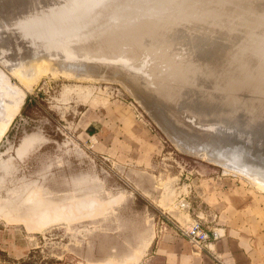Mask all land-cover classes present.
<instances>
[{"label":"rangeland","instance_id":"1","mask_svg":"<svg viewBox=\"0 0 264 264\" xmlns=\"http://www.w3.org/2000/svg\"><path fill=\"white\" fill-rule=\"evenodd\" d=\"M32 1L35 0H0V80L10 86L18 87L23 93L18 110L5 132L0 136V264H115L117 257L114 255L123 249H128L137 240L138 223L155 220L163 221L174 229L175 224L186 226L173 218L168 211L155 209L157 207L155 196L160 195L162 191H175L179 192L177 195H185L186 198H182V200L195 215L189 224L199 222L205 230V226L216 222L226 226L228 223L240 221L248 214L247 209L250 206L264 207V177H262L264 176V163L257 159L245 161L243 159L245 156L241 155L245 150L241 148H245V145L248 146L246 150L249 148L253 153L259 152L260 148L261 151H264V130L257 128L256 121L259 122V120H257V116L254 117L255 108L245 109L238 99L233 103L232 96L229 95H233L235 92L225 89V92L222 91L224 94L218 96L219 99L217 97L209 98V92L214 90L212 91L199 81L200 83L197 82V84L200 86H198L199 90H197L196 96L198 99L196 97L195 100L183 99L181 85L173 77H164L163 72L167 64L155 68L146 63V60H142L145 56L138 57L136 59L138 63L131 58L128 65H131L132 69H128L129 66L124 65L132 74L135 70L134 74L145 79V87L137 86L138 91H141L138 92L133 86L134 82L126 80L123 82L117 74L115 75L113 66L124 59L123 55L120 53L119 55L118 52L114 56L115 59L110 56L112 61H116V58L119 57L116 62H109V57H103L101 61L100 57L98 61L95 57L94 61V57L84 56L88 65L96 62L101 64H99V68H95L96 72L95 70L92 72L90 69L84 70L85 75L83 70L81 73V70L72 65H64L66 63L57 66V68L63 67L62 71L54 68L56 65L48 68L49 64H44L42 70L46 65L48 69L57 70H53L54 73L52 70L44 69L39 76L35 75L31 81L32 84L26 86L27 88L26 84L24 85V82L14 72L17 68L16 65H23L22 61L25 56L31 58L36 55L43 50L46 43L50 42V49L54 50L59 41L77 44L80 37L90 36L93 40L89 41L91 38H86L84 45L90 44L89 46L93 49L94 44L104 42L105 37L102 39V36L97 33L104 29L103 26L108 23L118 25L133 23L129 24V28L130 26L133 28L129 30L133 33L137 31L134 28L137 23L140 25L147 21L146 25L149 26L143 23L141 25L144 28H142L140 25L142 30L139 32V37H129L124 41L117 40L114 43V48L134 40L145 39L146 35L151 32L150 30H153L150 33L151 36L159 34L161 38L177 33L189 37V41L183 39L190 44L193 41L191 45L196 48L195 52L207 48L211 51L212 47L214 52L217 49L219 51L217 57H209L208 62L211 64L207 63L210 65L209 68L208 65L205 67L207 71L202 70V78L210 77L209 79L212 80L205 79L204 81H210L209 85H211L214 83L213 80L220 79L217 72H219V64L220 67L222 66L223 59V62L234 63L233 61L236 60L239 62L240 58L245 60L244 56L257 50L264 51V0H243L242 2L241 0H76L77 2L73 3L77 4L76 7L72 4L73 6L69 5L67 10L66 8H63L64 11L61 10L62 13L66 12L65 15H68V19L71 18L68 21L75 20L74 26L68 25V22L61 23V18L67 19L64 17L65 15H61L60 19L59 14L57 16L52 14L51 17L50 14L45 15V13L38 14V16L31 15L29 13L31 6L29 5ZM53 1L62 4L60 6L71 2V0ZM94 1L95 3H93ZM92 3L95 6H92ZM70 12L71 14H69ZM225 12H228L227 15ZM62 13L60 12V14ZM77 15V20L80 18L79 21L76 20ZM126 15H128V19ZM84 16H87L86 19ZM98 17H102L103 21ZM223 19L225 20L223 21ZM202 23L207 24L205 28ZM151 24L153 26L150 27ZM209 24L213 30L211 28L206 30ZM222 26L226 30L222 29ZM34 27L39 28L41 34H45L46 37L41 40L32 35L30 30ZM124 27L127 30L128 25ZM147 28L148 30H146ZM202 30L210 33L209 36L202 34L205 35L204 38L201 34L198 35ZM220 31H222V35L225 31H227L225 34L231 35L224 40L221 46L219 43L217 45L215 35ZM200 36H202L201 39ZM207 40L209 46H212L211 48L207 45ZM203 42L206 43V47L208 46L206 49L203 48ZM198 43L203 45L200 47ZM212 43L216 45H211ZM238 46L242 47L238 48ZM228 47H231L233 52ZM227 49L233 57H230L229 53L227 56L225 55ZM223 50L225 54L221 53ZM236 51L240 55L235 54ZM241 53L243 54L241 55ZM220 54H223L225 58ZM236 55H239L240 58ZM226 57L229 58L228 61ZM104 58L109 63L104 61ZM87 59L92 60L88 61ZM142 61L144 64H140ZM247 61L251 62L254 59H247ZM121 64L119 62V65L123 66ZM216 64L218 65L216 66ZM102 65L110 66L109 68L114 74L110 73V76L104 74L100 71L104 68ZM137 65L143 66H139L143 70L139 72L140 75L138 72L136 73V70L140 71ZM132 66H137L138 69L136 67L133 69ZM213 66L216 67L217 72ZM76 73L77 75H74ZM198 73L201 74V71L199 70ZM208 73H212L213 76ZM147 82L148 88L146 87ZM153 91L161 94L159 103L162 113L164 114L166 110L163 109L167 108L166 114L168 113L169 118L182 119L187 124L186 126L182 122L186 129L189 124L191 128L197 127V125L200 128L206 123L209 125L206 124L208 127L203 126L202 129H199V131H205H201L203 133L197 132L198 128L195 129L198 135L194 129L192 130L194 133L188 131V139L191 137L190 140H194L193 142L197 145L190 144L189 140L188 144L192 146L186 142V144L182 143L181 140L175 139V141L174 137L169 135L168 128H164L160 124L151 106L144 103L151 101ZM200 91L202 92L201 96ZM138 93H141L140 98L142 97L144 101L142 98V101L139 100ZM220 96L225 97L221 98ZM250 96L253 97L254 93H251ZM256 97L264 101V97ZM199 98H206V100L204 99L206 103ZM210 99L217 101L215 104L221 107L224 105L222 111H226V113L223 112L221 116L214 117V119L202 120L199 113L204 110L203 106L206 107L207 102L214 104V101L212 103ZM200 104L201 109L196 106ZM162 107L165 108L162 109ZM197 109L198 111H196ZM230 110H234V115ZM169 113L173 116L171 117ZM226 114L229 115L227 116L230 117V120ZM253 118L257 119L253 121ZM231 120L234 123L230 122ZM194 123L197 125L195 126ZM227 124L232 125L233 129H236L234 126L239 124L241 129H238L237 126L236 130L239 131L232 132V127ZM216 126L218 128L221 126V131ZM223 127H226L229 133H225ZM249 127L251 133L247 132ZM254 127L261 132L255 130ZM216 130L223 133L221 140L230 134L226 138L230 137L228 140L232 142L227 140L225 143H234L233 145L227 144L224 148L229 147L228 151L234 152L233 154H228L227 149L223 148L222 152L224 155L226 154L225 157L216 158L207 148L206 141H209L211 136L217 133ZM214 131L216 132L214 133ZM234 132L238 136H235ZM245 132L248 134H244ZM256 132L263 133L260 135ZM191 133L194 135L190 136ZM198 136H202V142ZM231 136L239 141L236 139L233 141L234 138L232 139ZM253 140L257 141L253 143ZM250 143H253L254 147ZM233 146L238 149H234ZM255 147L257 150L254 151L252 148L256 149ZM191 149L192 151L189 152ZM251 150H248L247 153ZM249 153L248 155L251 156L252 152ZM233 155L235 156L233 157ZM236 160L239 164L236 163ZM241 160L245 161H242L243 165ZM257 161L259 162L257 163ZM250 162L253 168L250 167ZM254 167L257 170H254ZM259 169L263 171L261 172ZM253 170L254 172L259 171L261 174L257 173L258 176H254L256 172L254 173ZM259 176L261 179L257 178ZM168 195H172V193H168Z\"/></svg>","mask_w":264,"mask_h":264},{"label":"bare ground","instance_id":"2","mask_svg":"<svg viewBox=\"0 0 264 264\" xmlns=\"http://www.w3.org/2000/svg\"><path fill=\"white\" fill-rule=\"evenodd\" d=\"M75 1L76 0H71V2H69V3H67V4H65V6H68V7H65V6H60V5H62V4H59V3H57L56 1H53V0H35V1H32L31 2V4L29 5V6H31L30 7V11H29V13L32 15V14H36L37 16H38V14H42V13H45V15H48V14H50V17H51V15L53 14V15H56L57 16V14H59L58 16H59V19H60V17H61V15L63 16V15H65V13H62V11L61 10H63V8H66V10H67V8H69V5H70V7L71 6H73V5H75V4H73V3H75ZM83 1V0H82ZM180 1V0H179ZM243 0H241V2H242ZM77 2V1H76ZM79 2V1H78ZM90 2V1H89ZM92 2V1H91ZM90 2V3H91ZM171 2H173V1H171ZM85 3V2H84ZM87 3V2H86ZM93 3H95V1L93 2ZM93 3L91 4L92 6H95V5H93ZM195 3V2H194ZM247 3V2H246ZM12 4V3H11ZM73 4V5H72ZM77 5V4H76ZM76 5H75V7H76ZM84 5V4H83ZM86 5V4H85ZM87 5H88V3H87ZM90 5V4H89ZM174 5V4H173ZM27 6V5H26ZM102 6V5H101ZM135 6H138V5H135ZM83 7V6H82ZM144 7V6H143ZM89 8V7H88ZM91 8V7H90ZM133 8V7H132ZM73 9H74V7H73ZM78 9V8H77ZM76 9V10H77ZM80 9V8H79ZM83 9H84V7H83ZM94 9V8H93ZM101 9H103V8H101ZM198 9H200V8H198ZM207 9L209 10V8L207 7ZM212 9V8H211ZM210 9V10H211ZM86 10H87V8H86ZM91 10V9H90ZM90 10H89V12H90ZM100 10V9H99ZM135 10H137L136 8H135ZM144 10V9H143ZM235 10V9H234ZM64 11V10H63ZM69 11V10H68ZM95 11V10H94ZM60 12L62 13V14H60ZM72 12V11H71ZM71 12L69 13V14H71ZM80 12H81V10H80ZM84 12H86V11H84ZM91 12H92V10H91ZM98 12V11H97ZM127 12V11H126ZM136 11H134V13H135ZM147 12V11H146ZM229 12V11H228ZM227 12V13H228ZM87 13V12H86ZM220 13V12H219ZM226 13V12H225ZM227 13L225 14V15H227ZM235 13V12H234ZM240 13V12H239ZM83 14V13H82ZM81 14V15H82ZM89 14V13H88ZM91 14H93V13H91ZM90 14V15H91ZM136 14V13H135ZM244 14V13H243ZM67 15V14H66ZM64 16L65 18H67L68 17V15L67 16ZM73 15H76V14H73ZM78 15H79V13H78ZM78 15H77V17H76V20H77V18H78ZM131 15V14H130ZM133 15V14H132ZM217 15V14H216ZM224 15V14H223ZM235 15H238V14H235ZM241 15V14H240ZM104 16V15H103ZM102 16V17H103ZM117 16V15H116ZM127 17V19H128V15H126ZM207 16V15H206ZM210 16V15H209ZM71 17H72V15H71ZM81 17V16H80ZM85 17V16H84ZM87 17V16H86ZM86 17H85V19H86ZM89 17V16H88ZM102 17H98L99 19L101 18V20H102ZM105 17V16H104ZM204 17V16H203ZM233 18H234V16H232ZM236 17V16H235ZM248 17V16H247ZM42 18V17H41ZM55 18V17H54ZM73 18V17H72ZM90 18V17H89ZM126 18H125V20H126ZM197 18V17H196ZM199 18V17H198ZM205 18V17H204ZM210 18V17H209ZM224 18V17H223ZM226 18V17H225ZM13 19V18H12ZM45 19V18H44ZM71 18L69 17V19L67 18V19H63V18H61V23L62 24H64V23H67L68 22V25H71L72 24V26H74L73 24V22L75 21V20H71V21H68V20H70ZM74 19H75V16H74ZM84 18H83V20H85ZM122 19H124V18H122ZM255 19V18H254ZM53 20V19H52ZM58 20V19H57ZM79 20H80V18H79ZM79 20H77V21H79ZM119 20V19H118ZM131 20V19H130ZM133 20V19H132ZM180 20V19H179ZM203 20V19H202ZM225 19H223V21H224ZM230 20V19H229ZM54 21H56V20H54ZM87 21V20H86ZM103 21V20H102ZM124 21V20H123ZM128 21V20H127ZM159 21V20H158ZM206 21V20H205ZM233 21V20H232ZM22 22V21H21ZM147 22V21H146ZM146 22H142L141 24L143 25V23H145V25H146ZM150 22V21H149ZM152 22V21H151ZM150 22V23H151ZM180 22V21H179ZM201 23V21H198V23ZM226 22V21H225ZM19 23V22H18ZM40 23H41V21H40ZM47 23H48V21H47ZM77 23V22H76ZM80 23V22H79ZM100 23H102L101 21H100ZM149 23V24H150ZM197 23V22H196ZM197 23V24H198ZM209 23V22H208ZM211 23H212V21H211ZM210 23V24H211ZM216 23H217V20H216ZM264 23V22H263ZM42 24V23H41ZM51 24V23H50ZM55 24V23H54ZM60 24V23H59ZM95 25H96V23H94ZM94 24H92V25H94ZM97 24H99L98 22H97ZM130 24V23H129ZM129 24H124V25H118V24H113V23H108L107 25H105V26H103L104 27V29H101L100 31H98V35L99 36H102V39L105 37V40H104V42L102 41L101 43H99V44H94V48L92 49L89 45L88 46H85L84 44H85V40H86V38H91V39H89V41L90 40H93L92 39V37H90V36H83V37H80V39L79 40H77L79 43H77V44H70V42H63V41H59L58 42V44L55 46V49L54 50H51L50 49V42L49 43H46V45L43 47V50H41V51H39L37 54H36V52H35V54L36 55H33V56H31V58L29 59L27 56H25V58H24V60L22 61V64L23 65H16L17 66V68H15L14 67V65H13V67L15 68V70H14V72H16L15 74H17V76L20 78V80L22 81V82H24V85H25V87L26 86H29L30 84H32L31 83V81L35 78V75L36 74H38V76H39V74H40V72H43V70L44 69H46L47 67V65L46 66H44L43 67V70H42V66L44 65V64H49V66H48V68L49 67H51V66H54V65H56V67H54V68H57V66H59V65H61V63L62 64H64V63H66V64H64V65H67V64H69V65H72L74 68H78L79 70H81V73H82V70H83V73H84V70L86 71V70H91L92 72L95 70V68H99L100 67V65L99 64H97V62L95 63V64H90V65H88L86 62H85V60H84V56L85 57H94V61H95V59L97 58V61L99 60L98 58L100 57V61H101V59L103 58V57H109V59L111 58L110 56H113V58H114V56H115V54H117V52H118V54L120 53V54H122L121 56L124 58L123 60L121 59V61H118L119 59V57H117L116 58V61H118V64L116 63V66L114 65L113 67H115V75L117 74V76L121 79V80H123V82L126 80L127 82H134V84L136 85H133L134 87H135V89L138 91V88H137V86H139V87H145V85L144 84H146V82H145V79H143L141 76H137L136 74H134V71L135 70H133V74H132V72L130 71V70H128V69H132V68H130L131 67V65H128V61L132 58L133 60H135L134 62H137V60L136 59H138V57H143V56H145V58L143 59L142 58V60L144 61V60H146L145 62L146 63H149V64H151V65H153L155 68H158V67H161L160 65H163V64H167V67L165 68V70H164V77L165 78H168V77H173L174 79H175V81H177V83L178 84H180L181 85V87L183 88V91H182V93H181V96H182V98L183 99H187V98H190V99H192V100H195L196 98L198 99V97H196L197 96V94H198V91L197 90H199L198 89V86H200L199 84H197V82L198 83H200V82H202L201 84H203L204 86L206 85L207 87H209L210 89H212V91L213 92H209V94H208V97L210 98V97H217V99H219L218 98V96L220 95V94H222V91H224L225 89L227 90V89H229L228 91H230V92H235V94H233V95H229V96H232L231 97V99L233 100V103H234V101H236L237 99L239 100H237L238 102H240L241 103V105L245 108V109H249V108H255L256 110V113H255V116L254 117H256L257 116V118H253L252 120L254 121V119H257V120H259V122H257L256 121V125H257V128H261V130H264V101H262V100H260L258 97H256V96H259V97H264V51H259V50H257V51H255L254 53H251V54H249V55H247V56H244L245 57V60L244 59H241L240 57H238L239 55H240V53L239 52H237L236 51V53L235 54H239L238 56L236 55V57H238V58H240L239 59V62H236V61H238V60H236V61H233L234 63H226V62H223V58H225L224 57V55L223 54H225V52H224V50H223V52L221 51V53H223V54H220L221 56L223 55V60L221 61L220 60V58H219V60L221 61V67H220V64H219V72H217V69H216V67L215 66H213V67H215V71L218 73V78L220 77V79H218L217 77H215L216 79H218V80H213V84H211V85H209L210 83L209 82H207L208 81V79L210 78L209 77V75H212V73L211 74H209L208 75V79H206V77H204V78H202L203 76V74H202V70L203 69H207V68H205L208 64H211V63H209L208 62V59H209V57L211 58V56L212 57H217L218 56V53H219V51H218V49L214 52V48L212 47V49L213 50H211V51H209V49L207 48L208 46H209V44L207 43L208 42V40L206 41V43H207V47H206V43L204 44V42H203V44H204V46H203V48L205 47V49L206 50H204V49H199V50H197L196 52H195V50H196V48L195 47H193L191 44H193L192 42H191V44L189 43V42H187L185 39H187L188 41H189V37L187 38V37H185V36H182L181 34H171V35H169V36H165V38H161L160 37V35L159 34H152V36H151V32L153 31V30H150V28H149V30L151 31L149 34H147L146 35V38L144 39V38H142V39H140V40H138V41H136V40H134V41H131L130 43H126V44H124L123 46H117L116 48H114L115 47V42H117V40L118 41H124V40H126L127 38H129V37H132V38H136V37H139V32L142 30V28H144V26H142L141 24V26H142V28H141V26L140 25H138V23L136 24V26L134 27L135 28V30H137V31H135V32H133V33H131V31L129 30L130 28H132L131 26H130V28H129ZM133 24V23H132ZM132 24H130V25H132ZM169 24V23H168ZM186 24V23H185ZM209 24V25H210ZM221 24V23H220ZM226 24V23H225ZM256 24H258V23H256ZM43 25V24H42ZM51 25H53V23L51 24ZM91 25V26H92ZM95 25H94V27H95ZM126 25H128V27H127V30H129V31H127L126 29H124L125 27L124 26H126ZM148 25V24H147ZM146 25V26H147ZM200 25V24H199ZM207 25V24H206ZM206 25H204V23H202V26H204L203 28H205V26ZM208 25V27H206V28H208V29H206V30H209V28H211V25L209 26ZM230 25V24H229ZM60 26V25H59ZM134 26V25H133ZM145 26V27H146ZM149 26V25H148ZM151 26H153L152 24L150 25V27ZM188 26H189V24H188ZM187 26V27H188ZM202 26L200 25V27L202 28ZM258 26V25H257ZM90 27V26H89ZM93 27V28H94ZM97 27V26H96ZM182 27V26H181ZM186 27V26H185ZM223 27V26H222ZM224 27H227L226 25H224ZM224 27L222 28V29H224ZM264 27V26H263ZM16 28V27H15ZM20 28V27H19ZM154 28V27H153ZM156 28V27H155ZM167 28V27H166ZM179 28V27H178ZM219 28V27H218ZM261 28H262V26H261ZM124 29V30H123ZM133 29V28H132ZM163 29V28H162ZM212 29V28H211ZM220 30H221V28H219ZM85 30V29H84ZM88 30V29H87ZM92 30V29H91ZM145 30V29H144ZM146 30H148V28L146 29ZM155 30V29H154ZM184 30V29H183ZM213 30V29H212ZM217 30V29H216ZM224 30H226V29H224ZM229 30V29H228ZM253 30H255V29H253ZM20 31V30H19ZM31 31V33H32V35H34L36 38H39V39H41L42 40V38L44 39V37H46V35L45 34H41V32H40V30H39V28H37V27H34L32 30H30ZM127 31V32H126ZM134 31V30H133ZM156 31V30H155ZM160 31V30H159ZM166 31H167V29H166ZM165 31V32H166ZM188 31V30H187ZM215 31V30H214ZM16 32V31H15ZM71 32V31H70ZM171 32V31H170ZM199 32V31H198ZM210 32V31H209ZM227 31H225V33H226ZM230 32V31H229ZM13 33H14V31H13ZM17 33V32H16ZM82 33V32H81ZM87 33V32H86ZM223 34L222 35V31H220V32H216L215 33V35H216V43H217V45H218V43H219V45L221 46L223 43H224V40H226V39H228L229 38V36L231 37V35H229V34ZM96 34V35H97ZM166 34V33H165ZM188 34V33H187ZM202 35V34H208L207 33V31H201V32H199L198 33V35ZM210 34V33H209ZM209 34H208V36H209ZM88 35H90V34H88ZM95 35V34H94ZM93 35V37H95ZM97 35V36H98ZM213 36H214V34H212ZM67 36V35H66ZM154 36H155V38H154ZM202 36H204V38H205V35H202ZM202 36H200V39H201V37ZM207 36V37H208ZM213 36H210V37H213ZM35 37H34V39H35ZM62 37V36H61ZM198 37V36H197ZM58 38V37H57ZM96 38V37H95ZM94 38V39H95ZM183 38H185V39H183ZM192 38V37H191ZM194 38V37H193ZM21 39V38H20ZM74 39H78V38H74ZM87 39V40H88ZM96 39H98V37L96 38ZM185 40V41H183V40ZM196 39V38H195ZM199 38H198V40H200ZM213 39H215V38H213ZM191 40H193V39H191ZM190 40V41H191ZM212 40V39H211ZM231 40V39H230ZM65 41H67V40H65ZM73 41V40H72ZM101 41V40H100ZM99 41V42H100ZM201 41V40H200ZM204 41V40H203ZM215 41V40H214ZM76 42V41H75ZM199 42V41H198ZM235 42V41H234ZM39 43V42H38ZM98 43V42H97ZM236 43V42H235ZM255 43V42H254ZM199 44V43H198ZM202 43L201 44H199L200 45V47H201V45H203ZM215 43H212L211 45H214ZM91 45H93V44H91ZM216 45V44H215ZM30 46V45H29ZM42 46V45H41ZM126 46H128V47H126ZM197 46V45H196ZM246 46V45H245ZM255 46V45H254ZM180 47V48H179ZM199 47V48H200ZM210 47V46H209ZM210 47V48H211ZM237 47V46H236ZM239 47H242V46H238V48ZM119 48H120V50H119ZM194 48V49H193ZM229 48V47H228ZM238 48H236V49H238ZM246 49H247V46L245 47ZM245 48H243V50H246ZM41 49V48H40ZM91 49V50H90ZM219 49H220V47H219ZM224 49V48H223ZM226 49V48H225ZM230 50H231V47L229 48ZM233 49V48H232ZM242 49V48H241ZM228 50V49H227ZM226 50V51H227ZM252 50V49H251ZM120 51V52H119ZM232 51V50H231ZM233 52V51H232ZM231 52V53H232ZM246 52V51H245ZM247 52H248V50H247ZM247 52H246V54H247ZM229 53V50L227 51V53L225 54L226 56H227V54ZM119 54V55H120ZM143 54H145V55H143ZM230 54V53H229ZM243 53H241V55H242ZM245 54V55H246ZM118 55V56H119ZM210 55V56H209ZM231 55V54H230ZM234 55V54H233ZM102 56V57H101ZM125 56V57H124ZM229 56V55H228ZM28 59H27V58ZM96 57V58H95ZM230 57H233L232 55L230 56ZM235 57V56H234ZM235 57V58H236ZM104 58V61H106L107 59H105ZM135 58V59H134ZM254 59V61H251V62H248L247 61V59H249V60H251V59ZM19 59V58H18ZM21 59V58H20ZM27 59V60H26ZM83 59V60H82ZM86 59V58H85ZM108 59V60H109ZM115 59V58H114ZM226 59H227V57H226ZM231 59V58H230ZM88 60V59H87ZM90 60H92V59H89L88 61H90ZM103 60V59H102ZM140 60V59H139ZM229 60V58L227 59V61ZM231 60H233V59H231ZM103 61V62H104ZM112 61V59H110L109 60V62H111ZM115 60L114 61H112V62H116ZM132 61V60H131ZM143 61L140 63V64H142L143 63ZM217 61V60H216ZM215 61V62H216ZM220 61H217V62H220ZM107 63H109L108 61H106ZM119 62H120V64L121 65H123V66H120L119 65ZM140 62V61H139ZM138 63V62H137ZM208 63V64H207ZM97 64V65H96ZM102 64H104V63H102ZM129 64H130V62H129ZM134 64V63H133ZM144 64V63H143ZM212 64H214L213 62H212ZM218 64H216V66L218 65ZM108 65V64H107ZM109 65H111V64H109ZM118 65V66H117ZM124 65L126 66L127 65V67L129 66V68L127 69V68H125L124 67ZM71 66V67H72ZM138 66V65H137ZM137 66H135L136 68H137ZM139 66H141V67H143L142 65H139ZM138 66V68H140V71H139V69L138 70H136V73L138 72V74H139V72H141V71H143V70H141V67H139ZM150 66V65H149ZM209 66L210 65H208L207 67L209 68ZM12 66H11V68H13ZM61 67V66H60ZM57 68V69H59V70H61V69H64L63 67L62 68ZM70 67V68H71ZM102 67H104L103 69H101L100 71H102L104 74H109V76H110V73L112 74L113 73V71L109 68L110 66H103L102 65ZM111 67H112V65H111ZM118 67V68H117ZM133 67V66H132ZM135 67H133V69L135 68ZM46 69V70H57V69ZM66 68H67V66H66ZM69 68V69H70ZM218 68V67H217ZM68 69V68H67ZM67 69H66V71H67ZM72 69V68H71ZM58 70V71H59ZM77 70V69H76ZM199 70L201 71V74L200 73H198L199 72ZM55 71H53L54 73H55ZM62 71V70H61ZM65 71V72H66ZM69 71V70H68ZM207 71V70H206ZM206 71H204L205 72V74H206ZM37 72V73H36ZM70 72V71H69ZM68 72V73H69ZM77 72V71H76ZM88 72V71H87ZM90 72V71H89ZM95 72H96V70H95ZM214 72V71H213ZM216 72H214V73H216ZM73 73V72H72ZM80 73V72H79ZM80 73V74H81ZM101 72H99V74H100ZM86 74V72L84 73V75ZM96 74V73H95ZM114 74V73H113ZM141 74V73H140ZM139 74V75H140ZM2 75V74H1ZM74 75H77V73L76 74H74ZM92 75V74H91ZM91 75H90V77H91ZM101 75V74H100ZM134 75H136V76H134ZM216 75V74H215ZM83 76V75H82ZM86 76H88V75H86ZM108 76V77H109ZM206 76V75H205ZM213 76V75H212ZM3 77V76H2ZM94 77H97V76H94ZM98 77H100L99 75H98ZM104 77V76H103ZM144 78H146V77H144ZM212 78V77H211ZM1 79V78H0ZM148 79V78H147ZM150 79V78H149ZM207 80V81H204V80ZM209 80H212V79H209ZM200 81V82H199ZM150 82V81H149ZM208 83V85H207V83ZM196 84V85H195ZM23 85V86H24ZM125 85H126V82H125ZM148 86V82H147V85H146V87ZM150 86V85H149ZM195 86H197L196 88H195ZM27 88V87H26ZM148 88V87H147ZM154 88V87H153ZM194 88H195V90H194ZM143 89V88H142ZM146 89V88H145ZM144 89V90H145ZM210 89H208V90H210ZM147 90V89H146ZM200 90H202V88H200ZM149 91V90H148ZM148 91H147V93H148ZM138 92H141L140 90L138 91ZM151 92V91H150ZM149 92V93H150ZM201 92V91H200ZM204 93H206L205 91H203ZM225 92V91H224ZM154 93V94H153ZM153 95L151 96V95H149V96H151L152 97V99H150L151 101H146V102H144V103H146L147 105H149V106H151V109H152V111H153V113L157 116V120L160 122V124L165 128H168L167 130H168V132L170 133L169 135L171 136H173L174 137V140L175 139H177L178 141H182V143L184 142H186L187 144H188V140H189V143L190 144H192V145H197V143H195V142H193L194 140H190V138L188 139V137H187V135L189 136V134H188V131H192L193 129H194V132H195V129H197L198 128V125L197 124H195V126L197 125V127H194V128H191V126H190V124L188 125V128H189V130H187L186 129V127L184 126V124L183 123H185L184 121H182V119H180V120H178L177 118H176V120H174L173 118H169V116L166 114V112H168V109L167 108H165V107H162V109L163 108H165V109H163V110H166L165 112H164V114H166V115H164L163 113H162V111H161V109H160V103H159V100H161V98L159 97L161 94L159 93V92H154L153 91ZM229 93V92H228ZM251 93H254V96L252 97V96H250V94ZM139 94V93H138ZM143 94V93H142ZM224 94V93H223ZM222 94V95H223ZM230 94V93H229ZM135 95H137V94H135ZM140 95H141V93L139 94V95H137L139 98H140ZM145 95H147V94H145ZM195 95V96H194ZM202 95V92H201V94H200V96ZM206 95V94H205ZM211 95V96H210ZM227 95V94H226ZM246 95H248L246 98H245V96ZM142 96V95H141ZM148 96V95H147ZM199 96V97H200ZM137 97V98H138ZM196 97V98H195ZM203 97V96H202ZM221 97V96H220ZM222 97H225V96H222ZM221 97V98H222ZM136 98V97H135ZM142 98V97H141ZM141 98L139 99V100H141ZM195 98V99H194ZM201 98V97H200ZM199 98V99H200ZM229 98V97H228ZM23 99V93L21 92V90L18 88V87H15V86H10L9 84H7L6 82H4V81H2V80H0V136L2 135V133H4L5 132V130H6V128H7V126H8V124L10 123V121L12 120V117L15 115V113H16V111L18 110V108H19V104H20V102H22L21 100ZM143 99V98H142ZM146 99V98H145ZM206 100V98H203V99H200L201 101L203 100L204 102H205V100ZM211 99H213V98H211ZM210 99V100H211ZM215 99V98H214ZM217 99H215V100H217ZM225 99V98H224ZM138 100V99H137ZM148 100V99H147ZM210 100H208V101H210ZM221 100V99H220ZM142 101V100H141ZM143 101H144V99H143ZM212 101V100H211ZM214 101V100H213ZM213 101H212V103H213ZM225 101V100H224ZM223 101V102H224ZM226 101L228 102V100H227V98H226ZM197 102V101H196ZM195 102V103H196ZM238 102H236V103H238ZM141 103V102H140ZM194 103V104H195ZM198 103V102H197ZM200 103V102H199ZM206 103V102H205ZM215 103H217V101H214V104H211V102H209V104H208V102H207V105H206V107H204L203 106V108H204V110L203 111H199L200 113V118L202 119V120H208V119H214V117L216 118L217 116H221V114L223 113V112H225L226 113V111H222V107H224V105L223 104H221V105H223L222 107L221 106H219L218 104H215ZM220 103V102H219ZM225 104V103H224ZM229 105V104H228ZM162 106V105H161ZM197 106V108H198V106H199V108L201 109V104L200 105H196ZM196 106H194L193 105V107H196ZM225 107H227V106H225ZM229 107V106H228ZM232 107V106H231ZM224 109V108H223ZM227 109V108H226ZM184 110V109H183ZM225 110V109H224ZM236 110V109H235ZM242 110V109H241ZM181 111V110H180ZM196 111H198V109L196 110ZM230 111H234V110H230ZM250 111V110H249ZM170 112V111H169ZM228 112H229V110H228ZM227 112V113H228ZM253 112H254V110H253ZM171 113V112H170ZM169 113V114H170ZM183 113V112H182ZM198 113V112H197ZM224 113V114H225ZM230 113V112H229ZM179 114V113H178ZM233 115H234V112L232 113ZM239 114V113H238ZM180 115V114H179ZM228 114H226V116H227ZM236 115V114H235ZM240 115V114H239ZM170 116H171V114H170ZM173 116V115H172ZM171 116V117H172ZM223 116V115H222ZM226 116H225V119H226V122H227V118H226ZM229 116V115H228ZM227 116V117H228ZM246 116V115H245ZM194 117V116H193ZM175 118V117H174ZM179 118V117H178ZM230 117H228V119H229ZM221 119H222V117H221ZM231 119H232V117H231ZM234 120H235V117L233 118ZM239 119V118H238ZM238 119H236L237 121H238ZM241 119V118H240ZM239 119V120H240ZM219 120H220V118H219ZM223 120H224V118H223ZM230 120V119H229ZM245 120V119H244ZM244 120H242V121H244ZM183 122V123H182ZM206 122H208V121H206ZM210 122H212V121H210ZM230 122H232V120L230 121ZM236 122V121H235ZM245 122V121H244ZM192 123V122H191ZM204 123H205V121H204ZM216 123H218V122H216ZM232 123H234V121L232 122ZM238 123V122H237ZM243 123V122H242ZM253 124H254V122H252ZM207 124V123H206ZM202 125L201 127L203 128V126L205 127V126H207V125ZM212 124V123H211ZM221 124V123H220ZM225 124V123H224ZM245 124V123H244ZM185 125L187 126V124L185 123ZM193 125V124H192ZM213 126H214V124H212ZM217 125V124H216ZM222 125V124H221ZM227 125H229V124H227ZM209 126V125H208ZM207 126V127H208ZM230 126V125H229ZM239 127V124L237 125L236 124V126H234V128H238ZM193 127V126H192ZM200 127V126H199ZM200 127V128H201ZM206 127V128H207ZM212 127V126H211ZM211 127H209L210 129H211ZM227 127V126H226ZM224 128L223 127V130H225V133H229V132H227V128ZM230 127H232V125L230 126ZM229 127V128H230ZM240 127H241V125H240ZM238 128V129H241V128ZM245 127V126H244ZM253 127V126H252ZM200 128H198V130H197V132H201V131H203V130H201V131H199V129ZM201 128V129H202ZM205 128V129H206ZM215 128V127H214ZM216 128H218L217 126H216ZM255 128V127H254ZM254 128H253V130H254ZM191 129V130H190ZM209 129V130H210ZM212 129H213V127H212ZM219 130L220 129H222V127L221 126H219V128H218ZM232 129H233V127H232ZM236 129H233L232 130V132L234 131V130H236ZM250 127H249V131H247V132H249V133H251L250 132ZM258 129V130H259ZM207 130V129H206ZM208 130V131H209ZM213 130H215V129H213ZM255 130H257L256 128H255ZM254 130V131H255ZM257 130V131H258ZM208 131H206V132H208ZM211 132H212V130H210ZM217 131V133H215ZM216 131H214V133H215V135H213V136H211V132L210 133H208V134H210V136L212 137L210 140L209 139H207V140H209V141H206L207 143V148L209 149V150H211V153L212 154H214L215 156H216V158L217 157H222V156H224L225 157V155H224V153L222 152V150H223V148H224V146L226 145L227 146V144H228V142L227 143H225L228 139H230V137L227 139L226 137L227 136H229L230 134H228L226 137H224V139L223 140H221V138L223 137V133H220V131L218 132V130H216ZM228 131H230V129H228ZM236 131H239V130H236ZM242 130H240V132H241ZM246 131V130H245ZM260 131V130H259ZM193 132V131H192ZM193 132V133H194ZM197 132H195V133H197ZM203 132H205V131H203ZM203 132H201V133H203ZM231 131H230V133H232ZM247 132H245L244 134H248ZM261 132V131H260ZM193 133H191L190 134V136L191 135H194ZM237 133V132H236ZM242 133V132H241ZM257 134H260V133H258V132H256ZM263 133V132H262ZM261 133V134H262ZM205 135H206V133H204ZM213 134V133H212ZM217 134V135H216ZM220 134V135H219ZM234 134H235V132H234ZM239 134V133H238ZM243 134V133H242ZM260 134V135H261ZM197 135H198V133H197ZM201 135V134H200ZM199 135V136H200ZM222 135V136H221ZM232 135V134H231ZM237 134H235V136H236ZM259 135V136H260ZM263 135H264V133H263ZM198 136V137H199ZM202 136H203V134H202ZM201 136V137H202ZM207 136V135H206ZM238 136V135H237ZM201 137H199L200 139H201ZM205 137V136H204ZM232 137V139L234 138L233 136H231ZM255 137V136H254ZM192 138H193V136H192ZM195 138H196V136H195ZM194 138V139H195ZM238 138V137H237ZM258 138V137H257ZM260 138V137H259ZM261 138H262V136H261ZM172 139V138H171ZM236 138H234L233 139V141L235 140ZM264 139V138H263ZM263 139H262V141H263ZM173 140V141H174ZM197 140V139H196ZM204 140V139H203ZM236 140H238V139H236ZM235 140V141H236ZM176 141V140H175ZM228 141H230V142H232L231 140H228ZM239 141V140H238ZM237 141V142H238ZM254 141H257V140H253L252 142L254 143ZM200 142V141H199ZM201 142H202V139H201ZM229 142V143H230ZM241 142V145H242V141H240ZM261 142V141H260ZM185 143V144H186ZM234 143V142H233ZM233 143H230V144H228V145H233ZM236 143V142H235ZM253 143H250L251 144V146H252V144ZM181 144V143H180ZM190 144H188V145H190ZM204 144V143H203ZM244 144H245V142H244ZM256 144V143H255ZM262 144V143H261ZM192 145H190V146H192ZM237 145H239L240 146V144L239 143H237ZM248 145V144H247ZM257 146H259V144H256ZM264 145V144H263ZM262 145V146H263ZM187 146V145H186ZM243 146V145H242ZM256 146V147H257ZM180 147H182V145H180ZM194 147H196V146H194ZM234 147V146H233ZM246 147H248V146H246L245 145V148H241V149H245L244 151H243V153L241 154L240 153V151H238L239 152V154H241V155H243V156H245V158H243V159H245V161L247 160L248 162H249V160L250 159H252L251 161H253V159L254 160H259V161H262V163H264V151L262 150L261 151V148H260V150H259V152H254L253 153V151L251 150V149H249L248 148V150H251V151H249L250 153L252 152V154H251V156L250 155H248V153H247V151L248 150H246ZM252 147H254V146H252ZM255 147V148H256ZM191 148V147H190ZM190 148H188V149H190ZM202 148V147H201ZM200 148V149H201ZM203 148H205L204 146H203ZM227 150V152H228V154L229 153H234V152H230V150L228 151V149H229V147H225ZM224 148V149H225ZM237 149H238V147H236ZM235 147H234V149H236ZM240 148V147H239ZM182 149H184V148H182ZM198 149H199V147H198ZM206 149V148H205ZM240 149V150H241ZM254 151L255 150H257V148L256 149H254V148H252ZM233 150V149H232ZM184 151H186V150H184ZM190 151H192V149L191 150H189V152ZM202 151V150H201ZM204 151V150H203ZM208 151V150H207ZM206 151V152H207ZM224 151V150H223ZM236 151V152H237ZM261 151V152H260ZM195 152V151H194ZM194 152H191V153H194ZM197 152V151H196ZM205 152V154H207ZM237 152V153H238ZM241 152H242V150H241ZM198 153V152H197ZM249 153V154H250ZM227 154V155H228ZM231 154V155H232ZM245 154V155H244ZM211 156V155H210ZM235 155H233V157H234ZM237 156H238V154H237ZM213 157V156H212ZM239 157L241 158V156L239 155ZM229 158V157H228ZM225 159V158H224ZM231 159V158H230ZM229 159V160H230ZM242 159V158H241ZM240 160V159H239ZM233 161V160H232ZM242 161L243 162H245L244 160H241V164H242ZM259 161H257V163L259 162ZM226 162H228V161H226ZM230 162V161H229ZM233 163V162H232ZM236 163H238L237 162V160H236ZM235 163V164H236ZM251 163V162H250ZM261 163V162H260ZM239 164V163H238ZM237 164V165H238ZM247 164V163H246ZM245 164V165H246ZM243 165V164H242ZM256 165V164H255ZM259 165V164H258ZM264 165V164H263ZM250 166V165H249ZM259 166H261V165H259ZM241 167H243V166H241ZM247 167H248V165H247ZM251 168H253V166H252V163H251V166H250ZM249 167V168H250ZM246 168V167H245ZM257 168V167H256ZM260 168V167H259ZM242 169V168H241ZM243 170V169H242ZM250 170V169H249ZM254 170H257V169H255V167H254ZM254 170H253V172H254ZM244 171V170H243ZM259 171H261L260 169H259ZM257 172V171H255L256 172V174L254 175V176H256L257 175V173H260V172ZM263 171V170H262ZM261 171V172H262ZM246 172H248L249 173V171H247L246 170ZM252 172V173H253ZM254 172V173H255ZM261 174V173H260ZM248 175H250L251 176V174H248ZM258 176V175H257ZM252 177H253V175H252ZM262 177H264V176H262ZM258 179H261L260 178V176L259 177H257ZM254 179H256V177H254ZM257 179V180H258ZM264 180V179H263ZM262 181V180H261ZM264 182V181H263Z\"/></svg>","mask_w":264,"mask_h":264},{"label":"crops","instance_id":"3","mask_svg":"<svg viewBox=\"0 0 264 264\" xmlns=\"http://www.w3.org/2000/svg\"><path fill=\"white\" fill-rule=\"evenodd\" d=\"M178 193L162 191L156 195L155 209L168 211L187 225L195 215L182 200L185 195ZM247 210L236 223L205 226L210 238L201 246L191 244L163 221L140 222L137 240L114 255L115 264H264V207L250 206Z\"/></svg>","mask_w":264,"mask_h":264},{"label":"built area","instance_id":"4","mask_svg":"<svg viewBox=\"0 0 264 264\" xmlns=\"http://www.w3.org/2000/svg\"><path fill=\"white\" fill-rule=\"evenodd\" d=\"M176 231L191 244L201 246L210 238L207 230H205L201 223L195 222L186 226L175 224Z\"/></svg>","mask_w":264,"mask_h":264},{"label":"trees","instance_id":"5","mask_svg":"<svg viewBox=\"0 0 264 264\" xmlns=\"http://www.w3.org/2000/svg\"><path fill=\"white\" fill-rule=\"evenodd\" d=\"M28 98V97H27Z\"/></svg>","mask_w":264,"mask_h":264}]
</instances>
